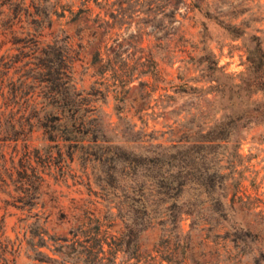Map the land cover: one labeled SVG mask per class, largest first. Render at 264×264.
<instances>
[{"label": "rangeland", "instance_id": "1", "mask_svg": "<svg viewBox=\"0 0 264 264\" xmlns=\"http://www.w3.org/2000/svg\"><path fill=\"white\" fill-rule=\"evenodd\" d=\"M17 11L50 14L43 42L58 35L70 49L87 121L77 135L90 129L95 140L58 146L35 129L36 149H0V264H41L38 247L60 257L55 241L74 233L105 238L122 264V235L132 218L141 227L145 186L158 171L140 154L162 151L194 162L190 173L216 172L206 191L182 195L196 223L184 214L171 232L139 230L138 253L180 230V264H264V0H0V22ZM23 92L7 102L32 98ZM215 136L224 138L206 142ZM42 230L47 247L36 245ZM63 255L94 264L69 247Z\"/></svg>", "mask_w": 264, "mask_h": 264}, {"label": "trees", "instance_id": "2", "mask_svg": "<svg viewBox=\"0 0 264 264\" xmlns=\"http://www.w3.org/2000/svg\"><path fill=\"white\" fill-rule=\"evenodd\" d=\"M182 1V0H181ZM28 10V7L24 11ZM26 13V12H25ZM23 11L16 12L10 17L7 23L0 22V51L2 46L10 42L11 45L5 47L0 52V149L11 146L12 149H36L28 140L32 131L42 129L47 141H53L56 145L64 144L66 140H75V144L83 147L92 139L88 137L93 131L85 130L81 135L80 127L86 124V116L81 112V106L76 102L78 91L70 79L73 56L70 49L66 47L64 38L54 35V37L43 42V28L50 26V14L44 12H28L27 17ZM25 14V16H24ZM30 16V17H29ZM27 18V19H26ZM65 43V45H64ZM253 61V60H252ZM17 84V86H16ZM31 86L27 92L22 89ZM28 94L31 99L23 101L7 102L9 94L16 96L17 93ZM37 98L43 99L37 101ZM49 99H52L49 101ZM70 134L72 137H70ZM224 137H209L208 144L220 141ZM88 142H85L87 141ZM71 142V141H70ZM69 142V143H70ZM68 145V144H67ZM88 145V144H87ZM32 146V148H30ZM164 151L150 156L149 154L140 157L148 163L152 161L149 168H157V173L152 174L154 179L147 182L146 193L142 199L141 227L139 230L161 225L167 227L168 231L179 228L183 215L190 216V225L196 223V219L190 207H185L182 195L185 189L194 185L204 191L212 183L214 172L208 169H199L197 174L191 170L194 162H186L185 166L179 165L170 158H165ZM136 155V154H135ZM172 156V155H171ZM164 157V158H163ZM189 168L182 174V169ZM177 168L176 172L174 169ZM207 170V171H206ZM150 176V173L147 174ZM200 193V192H199ZM128 231L122 235V264L124 259L128 264H180L174 261L176 246H181V252L187 246V234L178 230L167 234L166 245L158 243L149 252L138 253V231L133 226L135 219H131ZM203 220V219H202ZM40 243L37 246H46V231L39 233ZM51 238V237H50ZM95 240V247L92 244ZM56 243L59 249H55L60 257H53L46 254L42 249L35 248L34 259L41 264L50 262L57 264H77L65 259L63 248L69 247L87 260H92L94 264H117L116 258L118 248L113 247L105 238L99 235L84 234L82 237L74 233L72 238L58 237ZM104 244L108 247L105 248ZM134 258L133 261L131 259ZM174 262V263H173ZM87 262H84L86 264Z\"/></svg>", "mask_w": 264, "mask_h": 264}]
</instances>
